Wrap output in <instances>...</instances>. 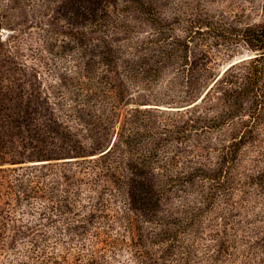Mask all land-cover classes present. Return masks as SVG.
Segmentation results:
<instances>
[{
	"label": "trees",
	"instance_id": "16d2710c",
	"mask_svg": "<svg viewBox=\"0 0 264 264\" xmlns=\"http://www.w3.org/2000/svg\"><path fill=\"white\" fill-rule=\"evenodd\" d=\"M225 1L179 0L177 27L155 0H124L118 13L90 7L88 20L105 29L92 48H106L112 75L86 103L71 92L42 101L21 37L0 42L11 67L0 79V264H264L248 240L262 233L264 201L244 198L264 170L240 165L264 127V0H230L228 10ZM136 15L155 26L153 38L119 63L105 36L130 31ZM242 43L257 55L216 80ZM247 60L249 72L230 74ZM166 64L174 101L205 95L185 109H128L129 84ZM219 84L221 112L206 105ZM229 129L227 145L204 146L206 133Z\"/></svg>",
	"mask_w": 264,
	"mask_h": 264
},
{
	"label": "rangeland",
	"instance_id": "374dc122",
	"mask_svg": "<svg viewBox=\"0 0 264 264\" xmlns=\"http://www.w3.org/2000/svg\"><path fill=\"white\" fill-rule=\"evenodd\" d=\"M123 3L124 0H0V5L3 4L4 7L1 13L6 12L9 16L7 22H0V42L5 40L10 42L11 35L21 37L19 40H22L19 42H22L24 60L32 67L30 81L33 88L39 92L42 101L58 102L60 99L59 92H64L67 97L71 92L72 97L79 103H86L87 100H93L92 92L95 90L98 92L105 84L106 78L104 76L112 75L101 62L104 54H99V52H105L106 48L103 46L92 48V45L101 40L99 33L94 31L97 29L105 31V29L96 22L88 20L90 19L88 9L95 6L100 14L106 10L118 13L121 12ZM7 4L11 5L9 9H6ZM155 4L157 11L162 16H167L176 27L179 25L180 18H184L186 15L184 8H180L179 0H155ZM195 4L194 2L193 5ZM224 5V9L228 10L230 0H226ZM230 8L233 9L232 6ZM255 19L259 21L260 17ZM174 21L177 22L173 23ZM129 24L128 29L130 31L121 32L113 37L110 36L111 38L105 36L112 44L110 47L117 51H115V56L119 63L124 59L129 61L135 53L139 52L137 49L138 41H147L153 38L155 32V26L149 19L147 20L145 15L139 17L136 15L133 20L129 21ZM129 36L130 38H128ZM93 39H97V41ZM33 47L40 49V53L35 54ZM239 51L238 55L225 61L221 69L217 71L216 80L221 78L230 66L257 55V52L251 51L245 43H242ZM120 57L123 60H119ZM88 64L92 68L90 71L87 70ZM251 64V60L240 63L230 71V74L247 73L250 71ZM10 68L9 65L3 66L0 60V71H2L0 79H2L3 73ZM14 74L11 76L21 78V76ZM157 74L156 77L154 73L152 75L144 74L139 80H134L129 84L128 109L136 106L140 108L185 109L192 106L199 96L203 97L205 91L215 82L211 81L209 88L202 91L205 93L176 102L171 98L172 96L168 95L166 89V85L177 80L175 79V68L166 64L160 68ZM24 86L27 87L28 84ZM80 86L85 89H81ZM222 86L219 84L206 99L207 106L215 105L220 112L226 107V104H223L225 87ZM262 88L264 86L261 83L257 84L258 94L261 93ZM262 94H264V89ZM261 133L259 137L261 140L254 146L248 147L245 159L243 158L240 165H246L248 168L258 167V169L264 170V127ZM231 139V129L225 131L224 136L214 132L212 138L206 133L204 146L209 148L212 143L218 142L227 145ZM64 160L76 159L67 158ZM253 179L250 178V181H253L256 190L250 188L244 198L253 199L255 202L264 201V174L255 180ZM142 218L146 219L147 217L142 216ZM248 240L253 244L252 251H256L257 254L264 257V227H262V233H251Z\"/></svg>",
	"mask_w": 264,
	"mask_h": 264
}]
</instances>
